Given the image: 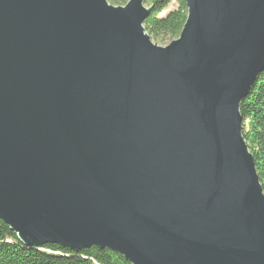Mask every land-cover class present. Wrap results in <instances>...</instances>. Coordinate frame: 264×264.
<instances>
[{
    "label": "water",
    "instance_id": "obj_1",
    "mask_svg": "<svg viewBox=\"0 0 264 264\" xmlns=\"http://www.w3.org/2000/svg\"><path fill=\"white\" fill-rule=\"evenodd\" d=\"M0 0V220L26 247L130 264H264L240 107L264 73V0Z\"/></svg>",
    "mask_w": 264,
    "mask_h": 264
},
{
    "label": "trees",
    "instance_id": "obj_2",
    "mask_svg": "<svg viewBox=\"0 0 264 264\" xmlns=\"http://www.w3.org/2000/svg\"><path fill=\"white\" fill-rule=\"evenodd\" d=\"M129 0H108L122 7ZM153 11L145 24V31L157 44L166 45L178 39L187 21L186 0H147ZM243 117L242 134L253 155L264 193V73L258 78L250 95L240 107ZM0 264H130L120 254L99 247L80 252L60 245L26 247L10 228L0 220Z\"/></svg>",
    "mask_w": 264,
    "mask_h": 264
},
{
    "label": "rangeland",
    "instance_id": "obj_3",
    "mask_svg": "<svg viewBox=\"0 0 264 264\" xmlns=\"http://www.w3.org/2000/svg\"><path fill=\"white\" fill-rule=\"evenodd\" d=\"M171 1H172V3H171V6H170V7L176 5V1H177V0H171ZM146 7H149L147 1H146ZM155 44H157V43H155ZM169 44H170V43H169ZM169 44H166V45L157 44V45H158V46H163V47H165V46H167V45H169Z\"/></svg>",
    "mask_w": 264,
    "mask_h": 264
}]
</instances>
